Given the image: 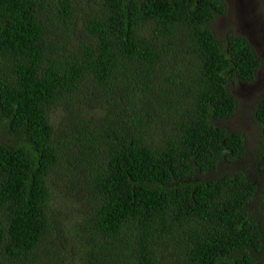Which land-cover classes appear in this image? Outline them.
I'll use <instances>...</instances> for the list:
<instances>
[{
  "label": "trees",
  "instance_id": "16d2710c",
  "mask_svg": "<svg viewBox=\"0 0 264 264\" xmlns=\"http://www.w3.org/2000/svg\"><path fill=\"white\" fill-rule=\"evenodd\" d=\"M226 14V0H0V264H67L51 174L87 198L75 264H264V94L252 148L227 125L263 61L216 32Z\"/></svg>",
  "mask_w": 264,
  "mask_h": 264
},
{
  "label": "rangeland",
  "instance_id": "374dc122",
  "mask_svg": "<svg viewBox=\"0 0 264 264\" xmlns=\"http://www.w3.org/2000/svg\"><path fill=\"white\" fill-rule=\"evenodd\" d=\"M82 6L86 8L85 3ZM226 6L227 14L214 25L216 32L219 35L232 33L244 37L249 44L255 47L263 61L255 83L250 85L237 83L233 93L237 99L238 111L227 122V125L233 130L240 131L246 136L252 148L251 145H254L258 138V130L251 120L250 111L257 99L264 94V0H226ZM249 156L252 155L249 154ZM249 162L252 161L248 159ZM48 185L52 194L51 214L59 221L61 220L62 224L68 222L67 230L71 232L68 239L64 234L58 239V244L67 242L68 245L63 249L64 251H62L60 257L62 256L67 264H75L86 252L78 237L79 228L77 225L84 218L87 198L75 193L77 200H74L73 196L68 194L66 187L59 182L55 174L49 176ZM82 191L85 195L86 190L82 189ZM79 210L81 213H78ZM64 213L69 214V217L65 216ZM67 218H69L68 221Z\"/></svg>",
  "mask_w": 264,
  "mask_h": 264
}]
</instances>
